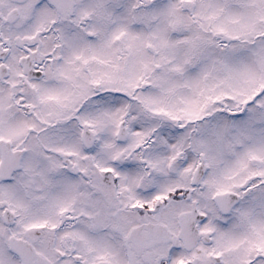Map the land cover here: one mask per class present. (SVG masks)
Returning a JSON list of instances; mask_svg holds the SVG:
<instances>
[{
  "label": "snow or ice",
  "instance_id": "6c2138e0",
  "mask_svg": "<svg viewBox=\"0 0 264 264\" xmlns=\"http://www.w3.org/2000/svg\"><path fill=\"white\" fill-rule=\"evenodd\" d=\"M0 264H264V0H0Z\"/></svg>",
  "mask_w": 264,
  "mask_h": 264
}]
</instances>
